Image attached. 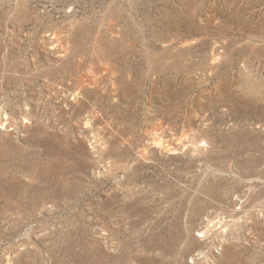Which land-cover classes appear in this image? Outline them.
Masks as SVG:
<instances>
[{"label": "rangeland", "instance_id": "obj_1", "mask_svg": "<svg viewBox=\"0 0 264 264\" xmlns=\"http://www.w3.org/2000/svg\"><path fill=\"white\" fill-rule=\"evenodd\" d=\"M0 264H264V0H0Z\"/></svg>", "mask_w": 264, "mask_h": 264}]
</instances>
